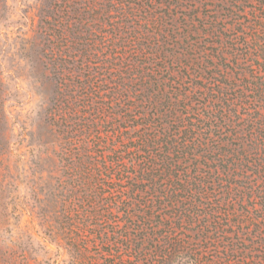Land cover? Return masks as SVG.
I'll return each instance as SVG.
<instances>
[{
  "label": "trees",
  "instance_id": "obj_1",
  "mask_svg": "<svg viewBox=\"0 0 264 264\" xmlns=\"http://www.w3.org/2000/svg\"><path fill=\"white\" fill-rule=\"evenodd\" d=\"M3 11L50 85L58 176L27 209L38 237L0 240V264H264V0Z\"/></svg>",
  "mask_w": 264,
  "mask_h": 264
},
{
  "label": "rangeland",
  "instance_id": "obj_2",
  "mask_svg": "<svg viewBox=\"0 0 264 264\" xmlns=\"http://www.w3.org/2000/svg\"><path fill=\"white\" fill-rule=\"evenodd\" d=\"M11 12L0 13V109L5 115L0 119V204L22 209L0 224V240L5 243L26 232L38 237L27 209L45 197L47 189L54 190L58 176L56 157L40 148L48 136L44 117L50 85L35 82L20 41L29 24L15 26L9 20ZM48 248L55 250L51 244Z\"/></svg>",
  "mask_w": 264,
  "mask_h": 264
}]
</instances>
